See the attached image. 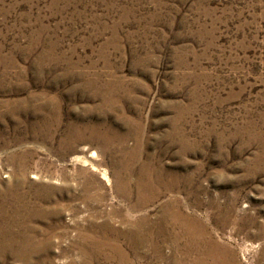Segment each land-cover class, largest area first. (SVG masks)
<instances>
[{
    "label": "rangeland",
    "instance_id": "obj_1",
    "mask_svg": "<svg viewBox=\"0 0 264 264\" xmlns=\"http://www.w3.org/2000/svg\"><path fill=\"white\" fill-rule=\"evenodd\" d=\"M189 239L264 264V0H0V264Z\"/></svg>",
    "mask_w": 264,
    "mask_h": 264
},
{
    "label": "bare ground",
    "instance_id": "obj_2",
    "mask_svg": "<svg viewBox=\"0 0 264 264\" xmlns=\"http://www.w3.org/2000/svg\"><path fill=\"white\" fill-rule=\"evenodd\" d=\"M153 174V173H152ZM106 175V174H105ZM152 176V175H151ZM154 177H155V174H154ZM152 179V178H151ZM154 180V179H153ZM147 181V180H146ZM145 181V182H146ZM145 182H143V183H145ZM146 184H147V182H146ZM145 185V184H144ZM151 187V186H150ZM136 189H146V190H150V189H152V188H148V187H141V186H138V188H136ZM142 202L143 201H140V203L142 204ZM169 214L167 213L166 215H165V213H163L162 214V220L164 221V219L168 216ZM170 216V215H169ZM176 216H178V215H174V217H176ZM159 219H161V218H159ZM144 220V219H143ZM179 220V219H178ZM181 221V220H180ZM186 221V220H185ZM193 222V221H192ZM146 223V222H145ZM190 223V222H189ZM197 223V222H196ZM143 225V224H142ZM197 225V224H196ZM140 227H141V225H140ZM190 227V226H189ZM186 228V227H185ZM200 228V227H199ZM159 229V231H160V233L162 232V228H158ZM157 229V230H158ZM191 229H192V227H191ZM204 229V228H203ZM155 230V229H154ZM196 230V229H195ZM202 230V229H201ZM193 231V230H192ZM140 232H143V233H147V232H154L153 230H151V228H150V226H146V228L145 229H140ZM193 233V232H192ZM194 233H196V232H194ZM204 233V232H203ZM190 234V233H189ZM187 236V235H186ZM193 236V235H192ZM197 236V235H196ZM176 237V236H175ZM194 237H195V235H194ZM177 238V237H176ZM193 238V237H192ZM188 239V238H187ZM197 239H198V237H197ZM201 239H204V238H202L201 237ZM205 240V239H204ZM202 241V240H201ZM210 241V240H209ZM212 241V240H211ZM214 241V240H213ZM196 242H198V241H196ZM196 242H194L192 239H189V241L187 242H185L184 244H183V249H184V252H186V253H192V252H196V253H198L199 255H198V257L197 258H195L193 261H192V263L191 264H213V261L211 260V261H209L208 259H207V257H205V252H201L202 250H201V247H200V245L198 244V243H196ZM202 244H204V243H202ZM209 244H212V245H214L213 247L214 248H218L217 246H219V245H217V244H215V243H209ZM223 246V245H222ZM209 247V246H208ZM226 247V246H225ZM204 248H205V246H204ZM206 249V248H205ZM212 249V248H211ZM218 251V250H217ZM182 252H183V250H182ZM222 253H224V254H222V255H224V259L223 260H225V262H227V264H233V262H232V255H231V253H229V249H225ZM173 254H175V253H173ZM183 254V253H182ZM209 254H210V252H209ZM212 254V253H211ZM231 257H230V256ZM203 256H204V259H203ZM215 258H217V257H215ZM218 258H219V256H218ZM179 259V258H178ZM178 259H176L175 258V256H171V264H183V261L181 262L180 260H178ZM211 259V258H210ZM213 259V258H212ZM258 259V258H257ZM264 259V258H263ZM219 260V259H218ZM216 261V260H215ZM220 261V260H219ZM261 261V260H260ZM217 263V262H216ZM222 263V262H221ZM220 263V264H221ZM236 263V262H235ZM215 264V263H214ZM225 264V263H224Z\"/></svg>",
    "mask_w": 264,
    "mask_h": 264
}]
</instances>
